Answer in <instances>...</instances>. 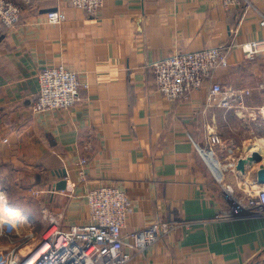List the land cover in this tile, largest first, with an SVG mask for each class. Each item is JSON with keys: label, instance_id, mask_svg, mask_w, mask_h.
Masks as SVG:
<instances>
[{"label": "crops", "instance_id": "obj_1", "mask_svg": "<svg viewBox=\"0 0 264 264\" xmlns=\"http://www.w3.org/2000/svg\"><path fill=\"white\" fill-rule=\"evenodd\" d=\"M12 1L22 17L13 28L0 21V198L19 210V228L42 230L47 211L65 226L84 223L87 192L111 183L132 201L125 236L156 222H192L131 264H264V215H248L231 199L264 186V54L246 61L241 47L264 37L257 12L227 10L220 0H105L91 16L70 0ZM254 1L264 13V0ZM53 9L59 23L45 18ZM219 45L229 48L230 65L216 79L250 91L242 108L211 104L203 88L174 102L157 91L152 62ZM59 64L86 83L79 102L32 112L40 72ZM212 135L221 139V180L199 151Z\"/></svg>", "mask_w": 264, "mask_h": 264}, {"label": "built area", "instance_id": "obj_2", "mask_svg": "<svg viewBox=\"0 0 264 264\" xmlns=\"http://www.w3.org/2000/svg\"><path fill=\"white\" fill-rule=\"evenodd\" d=\"M70 2L91 16H98L105 5V0ZM220 3L227 10L240 7L245 11H256L264 28V13L254 0H220ZM21 17L20 5L12 0H0V21L4 26H17ZM45 18L49 23H59L62 17L59 9H53L46 13ZM241 47L245 60L255 61L264 54V37L243 43ZM229 52L226 45H219L195 51H176L152 62L150 66L157 91L174 102L193 90L203 88L211 104L227 108L237 105L242 108L245 95L250 91L226 89L216 79V72L230 65ZM85 87L86 83H82L77 73L66 65L47 67L39 74L38 96L32 105V112L70 109L79 102L80 92ZM220 142L218 135H212L208 147L199 148L218 180L222 179V172L216 166L219 163L215 158V146ZM87 162V158L81 159L82 164ZM245 199V206L239 200H235L234 205L248 215H264V186L249 192ZM86 202L88 219L84 223L65 226L60 214L47 211L43 214L45 225L38 232L33 228L18 231L1 229L0 264H131L135 255L143 253L167 231L179 225L192 224L190 220L156 222L125 236L123 229L133 211V205L120 186L111 183L94 186L87 192ZM16 224L19 227L22 225ZM10 226L14 228V225Z\"/></svg>", "mask_w": 264, "mask_h": 264}, {"label": "rangeland", "instance_id": "obj_3", "mask_svg": "<svg viewBox=\"0 0 264 264\" xmlns=\"http://www.w3.org/2000/svg\"><path fill=\"white\" fill-rule=\"evenodd\" d=\"M238 108H240V107H237V109ZM248 110H252L251 108H249ZM257 111H260L259 109H257ZM260 116H262V115H259L258 113L256 114V116H255V122L258 124L259 123V121H260ZM247 197V196H246ZM231 199H233L234 201L235 200H239V201H241L240 203L243 205V206H245V204L244 203H246V201H247V199H245V200H243L242 198H240L239 196H237V197H235L234 195H232L231 196ZM0 203H1V210H0V212H3V215H4V217L7 215V212H8V210H7V208H5L6 206H5V204L7 205V203H5V201H4V198H0ZM243 206H241V207H243ZM240 207V206H239ZM3 208V209H2ZM6 210H7V212H6ZM9 213H12V215L13 216H15V217H12V218H10V214H9V216H6V218H4V217H2V216H0L1 218H0V229H5V228H7L8 230H11V231H18V230H20V228H19V226H18V224H16V223H19V215H17L19 212H17V214H16V212H14V211H9ZM20 214V213H19ZM1 215V214H0ZM17 217V218H16ZM12 220V221H11ZM13 223H15L14 224V228H13V226H10V225H13ZM12 228V229H11ZM36 232H38V231H36ZM7 240H8V238L7 237H5Z\"/></svg>", "mask_w": 264, "mask_h": 264}, {"label": "water", "instance_id": "obj_4", "mask_svg": "<svg viewBox=\"0 0 264 264\" xmlns=\"http://www.w3.org/2000/svg\"><path fill=\"white\" fill-rule=\"evenodd\" d=\"M252 158L255 159V160H261V159H262V155H261V153H259V152H253V153H252ZM238 169L244 171V161H243V159H241V160L239 161ZM59 175L66 176V175H67L66 170L63 169V170L61 171V173H59ZM258 182H259V184H264V170H262V171L259 173ZM66 187H67V181H66V180H60V181L57 183V188H58V189H65Z\"/></svg>", "mask_w": 264, "mask_h": 264}, {"label": "bare ground", "instance_id": "obj_5", "mask_svg": "<svg viewBox=\"0 0 264 264\" xmlns=\"http://www.w3.org/2000/svg\"><path fill=\"white\" fill-rule=\"evenodd\" d=\"M260 151V150H259ZM206 157L207 158H210V155L209 154H206ZM252 158V157H251ZM252 160H254V159H252ZM256 161V160H255ZM3 209V208H2ZM0 210H1V208H0ZM7 210H8V212H7ZM7 210H6V212H7V215L6 216H9V214H10V218H12V217H15V216H13L12 215V213H9V211H13L11 208H9V207H7ZM4 212V211H3ZM3 212H0V216H2V217H4V215H3ZM14 212H16V214H17V212H19V211H17V210H15ZM17 215H19V213L17 214ZM6 216L4 217V218H6ZM19 217V216H18ZM1 218V217H0ZM17 218V217H16ZM12 221V220H11ZM15 223H13V225H14Z\"/></svg>", "mask_w": 264, "mask_h": 264}]
</instances>
